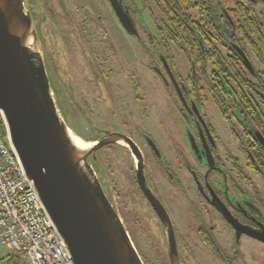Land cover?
I'll list each match as a JSON object with an SVG mask.
<instances>
[{"label": "flooded vegetation", "instance_id": "flooded-vegetation-1", "mask_svg": "<svg viewBox=\"0 0 264 264\" xmlns=\"http://www.w3.org/2000/svg\"><path fill=\"white\" fill-rule=\"evenodd\" d=\"M23 1L37 37L44 19L56 17L75 38L68 42L76 48L80 80L66 76L59 84L51 70L50 88L68 126L78 124L77 114L83 118L90 130L85 140L116 136L90 157L127 233L126 219L137 216L139 232L153 242L164 264H171L170 237L179 264H264V166L259 167L264 159V93L255 73H239L243 89L232 78L212 71L198 38L206 28L198 10H187L200 47L190 56L177 41L165 38L168 25L162 18V0ZM112 2L129 14L136 34L122 28ZM156 13L161 16L157 25ZM222 14L226 17L223 8ZM109 18L141 49L139 63L130 62L127 49L135 45L113 36ZM214 46L227 56L226 44ZM176 52L185 59L184 72L177 66ZM144 69L157 82H147ZM89 94L92 106L85 99ZM149 110L152 117L132 119V111H145L143 117ZM104 149L119 150L128 164L129 211L125 204L120 207L126 213L119 210L107 186L98 158ZM138 171L154 203L141 189Z\"/></svg>", "mask_w": 264, "mask_h": 264}, {"label": "water", "instance_id": "water-1", "mask_svg": "<svg viewBox=\"0 0 264 264\" xmlns=\"http://www.w3.org/2000/svg\"><path fill=\"white\" fill-rule=\"evenodd\" d=\"M112 6L122 28L136 34L129 14L117 2ZM223 11L232 25V35L234 26ZM229 45L246 70L254 74L246 54L235 44ZM0 115L27 178L73 264H144L88 162L95 151L116 141V136L106 134L97 142L86 140L92 143L87 149L72 142L70 129L56 107L23 0H0ZM137 179L154 203L141 171ZM169 249L171 264H179L173 237L169 238Z\"/></svg>", "mask_w": 264, "mask_h": 264}, {"label": "trees", "instance_id": "trees-1", "mask_svg": "<svg viewBox=\"0 0 264 264\" xmlns=\"http://www.w3.org/2000/svg\"><path fill=\"white\" fill-rule=\"evenodd\" d=\"M162 1L164 6L162 18L165 25H168L166 39L177 41L181 50L187 55L194 56L196 52H199L198 40L194 37L198 31L192 28L189 21L191 17L187 11L191 7L196 8L206 26L203 33H198V38L205 48L206 61L212 67V71L221 77L232 78L238 88H245L242 83L244 78L239 73H247V70L239 54L229 45L231 42L238 46L250 60L258 80L257 87L260 92L264 93V23L255 11V5L258 2L264 4V0ZM222 8L226 10L234 26L232 35V25L222 14ZM215 42L226 44V57H223L215 48ZM6 132L7 127L0 115V137L2 139H5ZM88 162L93 164L91 157L88 158ZM262 166H264V159L259 160V167ZM139 255L143 261L141 254ZM3 264H24V262L21 255L15 254L7 256Z\"/></svg>", "mask_w": 264, "mask_h": 264}, {"label": "rangeland", "instance_id": "rangeland-1", "mask_svg": "<svg viewBox=\"0 0 264 264\" xmlns=\"http://www.w3.org/2000/svg\"><path fill=\"white\" fill-rule=\"evenodd\" d=\"M155 11V10H154ZM255 11L256 13L261 17L262 22L264 23V4L262 2H258L255 5ZM157 19L154 20V23L160 24L159 18L161 17L158 13H156ZM152 18V17H151ZM150 19L146 16L147 23ZM159 20V21H158ZM109 27L113 34V36L121 40L122 42L128 44L134 43V39L130 36H127L121 29V27L118 25L117 21L109 18ZM149 28L150 32L154 34V30ZM39 30V37H37V45L38 49L40 51V54L42 56L47 76L50 77V82H54L52 80V77L50 75L51 70L53 71L55 82L57 83H63L66 79V76H71V78L79 82L80 78L78 76H81L77 72L76 62H75V49L68 41L72 38L71 34L68 33V28L65 26H62L59 23V20L55 18H45L44 24L41 28H38ZM99 38H101L100 33L97 34ZM97 35L96 38H97ZM75 39V38H74ZM127 53H130V62H140L137 58L142 55L141 49L135 45L133 49L128 50ZM175 56L176 63L178 62V68L180 71L184 72L186 71L185 68V59L183 58V55L179 52L176 54L173 53ZM178 57V58H177ZM78 75V76H76ZM143 75L145 76V79L147 82L155 83V78L153 73H151L149 70L144 69ZM157 82V81H156ZM134 85V84H133ZM133 88L134 86L131 85ZM149 86L146 87V98L147 102H149L148 95L150 94V91L148 90ZM134 91L131 92V99L134 97L133 95ZM152 93V91H151ZM139 94V93H138ZM93 96V95H92ZM92 96L86 95L85 99L89 103L90 106H92ZM61 98V97H60ZM84 99V98H83ZM94 101V99H93ZM133 104V102H131ZM56 107L59 108L62 107L59 102H56ZM63 110V108H62ZM131 110H133L131 106ZM133 117L132 119H146L149 117H152L153 114L149 110L147 111L146 115L141 117L142 114H139L138 112L132 111ZM61 118H63L61 112L59 111ZM66 113V111H64ZM88 115V111H86ZM71 115V114H69ZM89 116V115H88ZM87 117V116H86ZM64 120V118H63ZM76 120L78 124H70L71 126H68L70 129V134L80 138L81 140H85V137L89 134V128L85 125V122L81 116L77 114ZM99 161L102 165V167L105 169V180L107 182V186L111 187L114 192V197L116 199V204L119 207V210L122 211V208H120L122 205H126V210L129 211V205H128V196L127 193L130 190V187L128 185V164L123 158L122 154L119 150H102L99 153ZM92 166V165H91ZM94 169V168H93ZM123 212V211H122ZM126 213V212H123ZM130 213V212H129ZM127 221V229L128 234L130 236V239L132 241V244L134 245L135 249L139 254H141L142 258L144 259L145 264H164V258L160 257L152 248L153 242L150 241L145 237V233H140L142 228L138 227L140 225L137 224V216L132 215L128 216ZM136 222V223H135ZM141 228V229H140ZM132 231V232H130ZM140 231V232H139ZM144 232V231H142ZM7 258V251L0 247V264H3V260ZM142 261V262H143ZM2 262V263H1Z\"/></svg>", "mask_w": 264, "mask_h": 264}, {"label": "built area", "instance_id": "built-area-1", "mask_svg": "<svg viewBox=\"0 0 264 264\" xmlns=\"http://www.w3.org/2000/svg\"><path fill=\"white\" fill-rule=\"evenodd\" d=\"M0 247L24 264H73L71 255L27 178L8 131L0 137Z\"/></svg>", "mask_w": 264, "mask_h": 264}, {"label": "bare ground", "instance_id": "bare-ground-1", "mask_svg": "<svg viewBox=\"0 0 264 264\" xmlns=\"http://www.w3.org/2000/svg\"><path fill=\"white\" fill-rule=\"evenodd\" d=\"M72 142L80 149H87L92 144L91 142L81 140L80 138H77L70 134Z\"/></svg>", "mask_w": 264, "mask_h": 264}]
</instances>
